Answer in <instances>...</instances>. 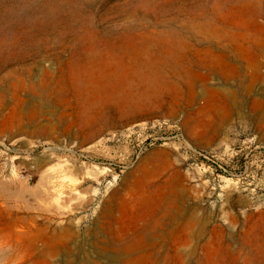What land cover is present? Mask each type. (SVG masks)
I'll list each match as a JSON object with an SVG mask.
<instances>
[{
	"label": "rangeland",
	"instance_id": "374dc122",
	"mask_svg": "<svg viewBox=\"0 0 264 264\" xmlns=\"http://www.w3.org/2000/svg\"><path fill=\"white\" fill-rule=\"evenodd\" d=\"M0 264H264V0H0Z\"/></svg>",
	"mask_w": 264,
	"mask_h": 264
}]
</instances>
